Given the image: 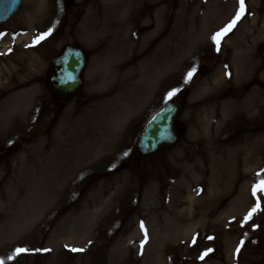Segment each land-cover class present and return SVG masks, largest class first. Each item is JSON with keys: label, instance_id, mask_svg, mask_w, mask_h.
<instances>
[{"label": "rangeland", "instance_id": "rangeland-1", "mask_svg": "<svg viewBox=\"0 0 264 264\" xmlns=\"http://www.w3.org/2000/svg\"><path fill=\"white\" fill-rule=\"evenodd\" d=\"M122 1L71 0L66 7L64 0H22L19 10L0 24V70H6L3 81L0 71V85L8 72L19 84L0 86V259L4 264H264V192L252 195V186L264 181V173L253 178L249 173V182L240 168L211 176L219 160L214 139L232 128L243 133L264 126V0H245L244 15L221 37L219 50L210 38L195 52L192 44L200 27L205 28L211 14L228 11L220 30L235 15L238 0H156L154 7H149L151 0H128L131 7L116 10V35L122 37L129 29L128 47L136 54L132 63L141 49L151 57L147 73L137 66L127 79L142 87L129 90L121 76L96 81L132 55L98 56L96 44L108 43L106 33L89 26L93 21L111 25L106 12ZM170 10L165 25V11ZM250 27L258 34L247 41L248 56L240 59L241 50L233 42ZM49 28L51 34L33 44ZM72 43L87 55L83 84L78 94L58 104L47 87L49 64L63 45ZM193 66L196 72L185 82ZM229 86L237 89L236 95L226 93ZM173 88L179 91L168 101L180 106L179 141L157 154L129 160L142 126ZM182 89L187 91L180 97ZM258 108L263 114L258 115ZM34 127L40 128L35 139L7 150ZM103 140L115 143L116 149H102ZM218 178L219 187L206 198L227 212L212 221L242 226L233 235L214 228L216 235L204 239L205 225L190 215L193 197ZM240 192L248 197L241 199L240 209L228 213ZM257 199L260 210L243 222ZM192 222L201 229L188 231L184 246L177 247L181 227ZM16 247L51 251H29L8 260Z\"/></svg>", "mask_w": 264, "mask_h": 264}, {"label": "bare ground", "instance_id": "bare-ground-1", "mask_svg": "<svg viewBox=\"0 0 264 264\" xmlns=\"http://www.w3.org/2000/svg\"><path fill=\"white\" fill-rule=\"evenodd\" d=\"M27 1H28V4H30V0H27ZM148 3H149V7H154V6H157L158 1L151 0ZM128 6H130V7L132 6L131 1H128V0L126 2H125V0H123L122 2H119V3L114 2L112 5L109 6V8H108L109 10H107L106 13H108V16L111 18V21H114L113 23H111V25H110V23H108V21H106L102 24L96 23L95 21H93V23L89 24L90 28L95 29V31L96 30L100 31V34H103L105 32L106 33L104 35L105 39L108 40L109 44L111 43L108 46L107 45L108 43L106 44V42H103L104 40L98 42L96 44V46H97L96 50H98L97 51L98 56L104 57V56H106V54L108 55V54H116L117 53V54H119V56H123L122 58H125L128 55H132L131 58H129V59L126 58L124 60V62H122L121 67L119 65L112 66L109 73H106V74H104V75H102L96 79L97 82L105 83L107 80H109L113 76L114 77L121 76L122 77L121 82L124 84L125 90H129L130 88L131 89H137L138 87H142L143 84H141V83L134 84L133 82H131V84H130L129 82H127L128 81L127 79L128 78L130 79L133 75H135L134 70L137 66H143V71L145 73H147L150 70L149 65H150V61H151V57H149L146 54L145 49H141L137 53L139 56V59L136 60L137 62L132 63L135 60L136 54L133 52L135 50L133 48L131 49L132 45H130V47H128L129 42L131 41L130 37H129L130 33L128 32L129 29L126 32L127 34L122 36V37L121 36L117 37V35H116L117 31L119 30V24L117 23V21H115L116 10L117 9L121 10L123 8H127ZM159 8H160V6H159ZM171 12H172V10H170L169 12L165 11V25L168 24L169 19L172 17L170 15ZM33 13L35 14V16H37V14H38L34 10H33ZM224 13L221 14L220 11L214 13L217 16V18L215 17L214 14L213 15L211 14L208 21H206L205 28L200 27V31L197 32L198 36L192 44L193 52H195L196 50L202 49V47H206L207 41H209V39L211 38L213 33L219 31L218 28H219L220 24L225 19ZM226 14H228V11H226L225 16H226ZM158 15H159V13L155 14L156 19H158L157 18ZM126 21L128 22V18L126 19ZM126 24L128 26V23H126ZM252 25L254 26L255 24H252ZM13 34L14 33L9 34L8 38H12ZM257 34H258V30H256L255 27L254 28L250 27V30L245 29L239 33V35L236 38V41H234L233 43H235V45H237L241 50L238 52V57L240 59H244L248 56L247 49H246V43L250 38H252V36H254V35L256 36ZM112 35L114 36V38H109ZM18 39H20V38L18 37ZM5 40L6 39H3V41H2L3 44H1V46H3V47L5 46V43H6ZM1 72H2V75H1L2 81H3V79H5L6 70H3ZM7 76H8L7 80L4 81L3 83H1L0 86L2 88L10 87V86H13L14 88H16L19 84L15 83L16 82L15 77L12 76L11 72H8ZM111 89H113V88H111ZM255 93H258L259 95H261V92L259 90L256 91ZM258 96H257V98H258ZM253 99L255 100L256 97H253ZM261 107H263V105ZM257 111H260V112H258L259 113L258 115L263 114V111L260 110L259 108L257 109ZM98 119L99 118L95 119L96 122ZM233 130H234V128L229 130L228 135H226L225 137H223L221 139H214V141L212 142V148L214 149V153L218 154L217 157L219 160H218V162H216V169H215V171H213L211 173V176L212 175L213 176L219 175L221 177V174H218L216 171H223V170L225 171L226 169L227 170L230 169V171H231V170L236 169V168L241 169V173L243 174V176L245 178H247L249 173L252 174V178L255 177V175L257 176V174H259V173L263 174L264 173V126L263 125L262 126L261 125L252 126L251 127L252 131H250V130L249 131H243V133H241L242 132L241 129L237 130L236 132ZM107 132H108V130H107ZM93 136H94V133H91V136H89V137H93ZM92 143H93V146H92V149H93L96 146V144H95V142H92ZM99 146L102 149H105L108 147L111 150L116 149L115 143H112L110 145V143H108V140H105V141L103 140V142H101V144ZM214 155L216 156V154H214ZM242 174H240V172H239L237 176L240 177V175H242ZM252 178H250V180ZM245 182H249V176H248V179L245 180ZM199 183H201V180ZM220 183H221V178H218L214 182V184H212V185L209 184V182H207L206 186L204 188L202 187L199 190V192L194 195L192 203H193V207L195 209L190 215L192 217H198L199 216L198 223L201 222V224L205 225V227L203 229H201V227L198 226L197 222L196 223L192 222L191 225H190V223H186L184 225V227L183 228L181 227V229H180V232H179L180 236L178 237L177 247L179 245H180V247H182V245L184 243L183 238L188 237V235H185V234H187L188 231H190L189 234H191V232L193 230H195L194 227H196V226H198L201 229L202 236L204 239H209V237L216 235V234H214L215 231L212 230L214 228L216 231H219L222 229L224 231V233L229 234V235H233V232L242 226V224H237L234 227H226L225 223L222 222L221 219H219L218 221H212L216 218V216L218 214H222L225 210L218 211L217 208L210 205V203L208 202V199L206 197L209 198V194L211 195L212 191L215 188L219 187ZM191 188L192 187H190V189ZM244 196L246 198L248 197L246 195V193L240 192V194L238 195V199H235V201H231L232 203L228 208V213L234 212L236 209L241 208V204H242L241 199L244 198ZM205 198L207 200H205ZM204 203H205V205H204V209H203ZM225 212H227V210ZM190 215H188L189 219H190ZM181 216H179V219L183 218ZM220 222H222V225H220ZM199 228H197V229L199 230ZM160 261H161V259H160ZM163 263H165V262H163Z\"/></svg>", "mask_w": 264, "mask_h": 264}, {"label": "water", "instance_id": "water-1", "mask_svg": "<svg viewBox=\"0 0 264 264\" xmlns=\"http://www.w3.org/2000/svg\"><path fill=\"white\" fill-rule=\"evenodd\" d=\"M21 0H0V22L13 14L19 7ZM69 3L70 0H65ZM86 64L84 51L73 45H66L62 52L52 59L50 64L49 88L54 98L58 100L68 99L75 95L82 85V72ZM65 69L72 71L74 80H65ZM204 71V68H202ZM227 92L234 96L236 89L228 88ZM183 94V92H182ZM178 108L173 103H166L156 112L145 124L138 137L135 152L139 156L153 154L163 148L173 145L178 139V132L175 126ZM155 117V119H154ZM38 134L37 129L31 134L35 138ZM20 143L12 145L14 149Z\"/></svg>", "mask_w": 264, "mask_h": 264}, {"label": "snow or ice", "instance_id": "snow-or-ice-1", "mask_svg": "<svg viewBox=\"0 0 264 264\" xmlns=\"http://www.w3.org/2000/svg\"><path fill=\"white\" fill-rule=\"evenodd\" d=\"M238 8L235 12V15L217 32L213 33V35L211 36V40L216 44L217 46V50H219V43H220V39L221 37H223L224 35H226L228 32H230L232 30V28L235 26L236 22L244 15L245 13V0H238ZM52 32V29L49 28L47 31L45 32H41L39 33L36 37H34L33 39V44H38L40 41L44 40L46 37H48ZM4 33H0V36H3ZM196 72V68L195 66L191 67L184 79L185 82H187L188 80H190L193 76V74ZM65 73L66 76L62 77V82H64L65 80H74L75 77L72 74V71L65 69ZM228 73L226 72V75ZM179 91L178 88H173L170 91H168L164 97L165 101L167 102L169 99H171L173 96L176 95V93ZM155 119V117H154ZM9 143H11V141H9ZM125 156L128 155L127 152L124 153ZM260 192H264V181H261L259 184H254L252 186V195L253 197H255L257 195V191ZM260 200L257 199L255 205L248 211V213L244 216L243 218V222H247L248 220L251 219L252 215L257 212L258 210H260ZM141 230H144V225L143 222H141ZM253 227H256L255 225ZM145 239H147V236H145ZM209 239H211V237H209ZM193 242H195V237H193ZM89 243H91V241H89ZM145 241H141V248H143ZM243 241H241L240 245L237 246L236 248V252L239 253L241 246L243 245ZM66 248H68V245H65ZM70 250L72 252H83L85 249L83 248H70ZM29 251H36V252H49L51 251V249H40V248H36V249H29V248H25V247H16L14 249V252L9 255L7 257L8 260H13L14 257H18L20 254L22 253H27ZM208 251H211V249H209ZM207 253H205L206 255ZM201 259H203V255L200 257ZM0 264H4V260L0 259Z\"/></svg>", "mask_w": 264, "mask_h": 264}]
</instances>
